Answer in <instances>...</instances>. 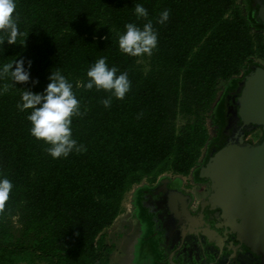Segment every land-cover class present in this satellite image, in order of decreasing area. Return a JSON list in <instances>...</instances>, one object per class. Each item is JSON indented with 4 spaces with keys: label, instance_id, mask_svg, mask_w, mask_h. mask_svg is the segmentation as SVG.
I'll return each instance as SVG.
<instances>
[{
    "label": "trees",
    "instance_id": "trees-1",
    "mask_svg": "<svg viewBox=\"0 0 264 264\" xmlns=\"http://www.w3.org/2000/svg\"><path fill=\"white\" fill-rule=\"evenodd\" d=\"M148 17L137 19L135 4ZM256 0H16L20 35L0 45V65L31 60L30 80L0 79V177L13 183L0 207V264H109L105 230L128 192L145 179L189 175L214 141L207 120L224 124L221 87L232 88L264 59V25ZM168 10V20L157 23ZM151 20L152 55L129 56L118 37L125 24ZM0 33V38H6ZM106 57L127 72L130 91L117 99L85 89L89 67ZM15 67V65L13 66ZM73 84L80 115L72 136L84 150L53 159L35 139L22 93L40 92L51 71ZM119 74V73H118ZM32 79L39 83L32 84ZM111 97L109 107L102 101Z\"/></svg>",
    "mask_w": 264,
    "mask_h": 264
},
{
    "label": "water",
    "instance_id": "water-1",
    "mask_svg": "<svg viewBox=\"0 0 264 264\" xmlns=\"http://www.w3.org/2000/svg\"><path fill=\"white\" fill-rule=\"evenodd\" d=\"M252 16L264 25V0H256ZM224 102L225 127L220 137L209 144L196 168V179L211 185L197 212L190 207L191 193L179 190L178 196L167 191L165 187L173 183L170 176L164 175L151 192L174 203L171 210L176 214L180 211L181 227L186 233L199 230L197 221L202 219L204 223L213 212L220 211L214 226L223 228L224 235L218 244L222 246L226 236L234 235L240 244L260 253L264 264V65L252 64L236 80L235 90L224 95ZM259 130L260 139L252 140L250 135ZM179 197L184 202L181 210L177 207ZM203 231L211 239V229Z\"/></svg>",
    "mask_w": 264,
    "mask_h": 264
},
{
    "label": "clouds",
    "instance_id": "clouds-1",
    "mask_svg": "<svg viewBox=\"0 0 264 264\" xmlns=\"http://www.w3.org/2000/svg\"><path fill=\"white\" fill-rule=\"evenodd\" d=\"M16 0H0V33H5L6 38H0V45L5 41L8 44H16L17 36L21 33L18 28V18L14 15ZM134 15L137 19L147 18L148 11L142 4H135ZM169 12L164 10L157 23H165ZM125 31L118 37V46L122 53L133 57L152 55L153 49L158 45V33L153 29L151 20L143 27L135 23L125 24ZM106 57H100L87 70L89 78L84 85L85 89L91 90L94 86L97 90L103 89L111 93L117 99H123L130 91L131 82L127 72H119L116 66L109 67ZM15 59L12 62L0 65V79L9 76L13 83L26 84L30 80L31 60ZM15 65V67H13ZM119 73V74H118ZM49 83L40 92L26 89L17 108L26 112L30 122V134L37 140L44 141L49 145L46 149L53 158L68 157L73 151H83V145H78L72 136V117L79 116L80 104L73 91V84L69 82L60 71H51L48 76ZM32 84L39 83L38 79H32ZM105 107H109L111 97L102 101ZM13 189V183L6 176L0 177V207L8 200Z\"/></svg>",
    "mask_w": 264,
    "mask_h": 264
},
{
    "label": "flooded vegetation",
    "instance_id": "flooded-vegetation-1",
    "mask_svg": "<svg viewBox=\"0 0 264 264\" xmlns=\"http://www.w3.org/2000/svg\"><path fill=\"white\" fill-rule=\"evenodd\" d=\"M235 88L236 85L232 88H228V85L224 86L220 99H223L228 91H234ZM225 124L226 112L224 124L215 126L214 140L220 137ZM258 132L261 137L262 131ZM165 175L173 180L170 186L165 187L170 194H177L179 190L192 194L190 207L193 213H196L201 200L210 193V182L198 181L196 169L189 175ZM163 176L155 182L149 180L142 182L134 190L132 214L137 221V227L131 234L135 239L133 245L136 250L134 255L137 256L135 257L136 264H263L262 255L240 244L234 235L228 234L223 245L218 244L221 242L220 236L224 233L223 228L214 226V221L220 216L218 210L211 214V219H205L204 223L202 219L196 222L199 230L186 233L181 227L180 211L176 214V211L171 210L175 207L174 203L169 204L164 195L151 192ZM196 186L203 188L202 191L205 193L200 199L196 198ZM177 207L179 210L184 208V202L180 201V197ZM205 227L211 229V239L204 235L203 229H207Z\"/></svg>",
    "mask_w": 264,
    "mask_h": 264
},
{
    "label": "rangeland",
    "instance_id": "rangeland-1",
    "mask_svg": "<svg viewBox=\"0 0 264 264\" xmlns=\"http://www.w3.org/2000/svg\"><path fill=\"white\" fill-rule=\"evenodd\" d=\"M241 4L242 0H238ZM257 61L264 65V59H257ZM243 75V74H242ZM241 75V76H242ZM224 86L222 85L221 91L219 93V98L223 94ZM207 125L210 129L212 136H215L216 130L215 125L212 122V119L209 117L207 120ZM260 137V133L257 131L250 135V138L254 141L258 140ZM207 149L204 151V155L202 160L206 154ZM185 179V178H184ZM148 180H144L146 182ZM138 187L136 185L130 192L127 193L124 203H123V212L116 219L114 224L105 230V243L107 245L112 246L113 251L108 254L109 255V264H136L135 261V246L133 245V241L135 240L132 237L131 232L135 231L137 227V221L134 219L133 211V194L134 190ZM200 186H196V198L200 199L205 195ZM139 254V253H138ZM160 254V253H159ZM140 255V254H139ZM161 255V254H160ZM147 256V255H144ZM142 257V256H141ZM139 257V259L141 258Z\"/></svg>",
    "mask_w": 264,
    "mask_h": 264
}]
</instances>
